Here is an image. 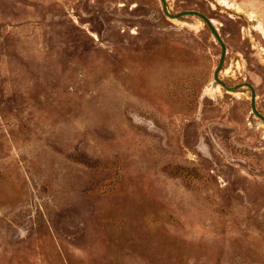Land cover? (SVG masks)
<instances>
[{"label":"rangeland","instance_id":"rangeland-1","mask_svg":"<svg viewBox=\"0 0 264 264\" xmlns=\"http://www.w3.org/2000/svg\"><path fill=\"white\" fill-rule=\"evenodd\" d=\"M165 1L234 91L160 0H0V264H264V0Z\"/></svg>","mask_w":264,"mask_h":264},{"label":"water","instance_id":"water-1","mask_svg":"<svg viewBox=\"0 0 264 264\" xmlns=\"http://www.w3.org/2000/svg\"><path fill=\"white\" fill-rule=\"evenodd\" d=\"M161 2V6H162V11L163 13L169 17V18H180L183 16H187V15H195L197 17H199L208 27V29L210 30V32L212 33V35L214 36V38L216 39V41L218 42L219 46H220V57H219V61H218V65L215 68L214 72H213V79L219 83L222 87H224L226 90L228 91H234L237 86L235 87H228L222 80H220L218 74L220 71V68L223 64V60H224V56H225V45L222 41V39L220 38L217 29L213 26L211 20L209 18H207L204 14L197 12V11H193V10H184V11H179L176 13H170L167 10V4L165 0H160ZM247 86L250 89V107H251V111L253 112V114L258 117L260 120H262L264 122V116L261 115L255 106V94H254V90L253 88L247 84Z\"/></svg>","mask_w":264,"mask_h":264},{"label":"bare ground","instance_id":"bare-ground-1","mask_svg":"<svg viewBox=\"0 0 264 264\" xmlns=\"http://www.w3.org/2000/svg\"><path fill=\"white\" fill-rule=\"evenodd\" d=\"M227 3V2H226ZM259 28H262V26L259 24V26H258Z\"/></svg>","mask_w":264,"mask_h":264}]
</instances>
